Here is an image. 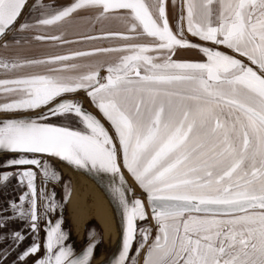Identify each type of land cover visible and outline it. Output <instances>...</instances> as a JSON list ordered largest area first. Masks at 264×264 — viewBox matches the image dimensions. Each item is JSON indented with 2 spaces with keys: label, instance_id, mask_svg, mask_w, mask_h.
<instances>
[{
  "label": "snow or ice",
  "instance_id": "6c2138e0",
  "mask_svg": "<svg viewBox=\"0 0 264 264\" xmlns=\"http://www.w3.org/2000/svg\"><path fill=\"white\" fill-rule=\"evenodd\" d=\"M31 41L90 47L24 55ZM0 154L18 193L0 264H92L100 241L71 242L54 160L114 202L107 264H264V0H0Z\"/></svg>",
  "mask_w": 264,
  "mask_h": 264
},
{
  "label": "bare ground",
  "instance_id": "6f19581e",
  "mask_svg": "<svg viewBox=\"0 0 264 264\" xmlns=\"http://www.w3.org/2000/svg\"><path fill=\"white\" fill-rule=\"evenodd\" d=\"M66 170L73 179L83 185V190L79 192L76 188L77 183L74 184V191L69 200L68 214L71 224L81 228L87 221L95 220L103 228L104 234L108 233L106 244L94 253L92 259V264H100L108 255L118 235L113 210L103 190L90 177L70 166H67Z\"/></svg>",
  "mask_w": 264,
  "mask_h": 264
},
{
  "label": "water",
  "instance_id": "95a60500",
  "mask_svg": "<svg viewBox=\"0 0 264 264\" xmlns=\"http://www.w3.org/2000/svg\"><path fill=\"white\" fill-rule=\"evenodd\" d=\"M31 2V0H30ZM45 2H50V1H46ZM174 23V22H173ZM186 37L188 40L190 41H194V42H198V43H203L198 41L196 38L192 37L190 34L185 33ZM8 36L10 37V39L12 38V33H9ZM69 40H77V36L73 33H69L66 37ZM90 47V45L88 43H84V42H80V43H72V44H59V43H54V42H36V41H31L27 44L24 45V55L27 56H42V55H46V54H64L67 51H69L70 49H80V50H86ZM178 56L182 59H190V60H194V59H199L200 57L197 55L195 50H191V49H185V50H181L178 52ZM78 98V97H77ZM82 101L83 106L89 110V111H93L95 112L96 110L94 109V107L91 105L88 106V104L81 98H78ZM3 154H0V156H2ZM63 163V162H62ZM65 164V163H64ZM83 173H85L88 177H90L104 192L106 198L108 199V202L111 205V208L113 210L114 213V217L116 220V224L118 226V235L116 238V241L114 243V245L112 246V248L110 249L108 255L106 256V258L104 259V261H102V263L100 264H107V262L109 261V259L111 257H114L117 253H118V249H119V244H120V240H121V222H120V216L117 214L116 212V206L114 204V202L112 201L107 189L105 186H102L101 182H99L97 179H95L91 174H89L87 171L85 170H80ZM128 175L127 172L125 171V178L127 180V183L132 187L133 191L135 192V194L137 196H140V194H138L134 187L132 186L130 180L128 179ZM105 184L107 183V181L105 180L104 182ZM142 197V196H140ZM64 216H65V211H64ZM63 222H64V218H63ZM150 222V221H149ZM95 224H90L86 227V237L84 240V244L82 247L85 246V244L88 242V234L92 233L90 230L91 226ZM63 226L65 228L66 231L69 232V229H67L65 227V224L63 223ZM70 233V232H69ZM93 236L97 239H101V233L100 230L95 226V230L92 233ZM71 239V236H70ZM71 242L73 243L72 239ZM74 244V243H73ZM75 246V244H74ZM81 247V248H82ZM80 248V249H81ZM135 245L133 246V251H134ZM93 259V258H92Z\"/></svg>",
  "mask_w": 264,
  "mask_h": 264
},
{
  "label": "rangeland",
  "instance_id": "374dc122",
  "mask_svg": "<svg viewBox=\"0 0 264 264\" xmlns=\"http://www.w3.org/2000/svg\"><path fill=\"white\" fill-rule=\"evenodd\" d=\"M7 39H10L9 36L6 37ZM24 54V53H23ZM78 98L83 99L88 106L90 105L89 101L87 100V98L83 95L80 94L78 96ZM91 106V105H90ZM4 159V155L0 156V160ZM52 163L56 166V168L59 170V172L62 175V178L64 181H67L70 184V195L67 199V202L64 204L63 206V218H64V224L65 227L67 229H69L70 232V236L71 239L73 241V243L75 244V248L77 250H80V248L83 246L84 244V240L86 237V227L90 224H95V226L100 230L101 233V239L99 244L96 246L94 253H96L102 246H104L108 240V233L105 235L104 234V230L103 228L100 226V224H98L97 221L95 220H89L85 223V225H81V228L78 226H73V224H71L70 222V218H69V214H68V204H69V200L70 197L74 191V184L77 183V191L81 192L83 189V185L80 184L77 180L73 179L69 173L68 170H66L67 165L60 162V161H52ZM128 179L130 180L132 186L134 187L135 191L140 194V196H143V193L141 191V189H139V187L136 185L134 179L132 177H130V175H128ZM15 188V182H13L12 184H10L6 189L5 188H0V209H3L6 206V202L9 199L15 198L18 193L14 190ZM48 188L51 190L52 188L55 189L58 198H61L63 196V188L61 185H57V184H49ZM64 211H65V216H64ZM55 218V217H54ZM95 226L92 225L91 226V232L93 233L95 230ZM15 227V225H14ZM79 228V229H78ZM3 245H0V247H2Z\"/></svg>",
  "mask_w": 264,
  "mask_h": 264
},
{
  "label": "crops",
  "instance_id": "0c3cea01",
  "mask_svg": "<svg viewBox=\"0 0 264 264\" xmlns=\"http://www.w3.org/2000/svg\"><path fill=\"white\" fill-rule=\"evenodd\" d=\"M46 1H50V2H52V0H46ZM54 2H56V3H65L66 0H54ZM171 17H172V13H171V11H170V19H171ZM173 22H174V21H173ZM113 27H118V25H113Z\"/></svg>",
  "mask_w": 264,
  "mask_h": 264
}]
</instances>
